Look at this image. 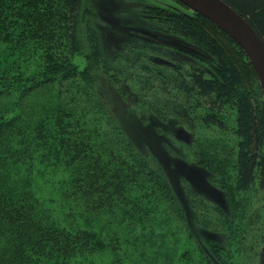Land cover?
Returning a JSON list of instances; mask_svg holds the SVG:
<instances>
[{"label": "trees", "instance_id": "trees-1", "mask_svg": "<svg viewBox=\"0 0 264 264\" xmlns=\"http://www.w3.org/2000/svg\"><path fill=\"white\" fill-rule=\"evenodd\" d=\"M12 1L0 0V44L6 45L0 47V264H94L101 254L108 255L105 264H128L131 254H138V264L140 259L158 264V256L167 246L156 230L145 235L142 232L141 239L125 238L128 228L135 234L140 226L145 230V219H155V211L148 210L150 200L145 203L137 194L143 189L154 191L170 207L168 217L179 223L180 230L184 227L183 215L165 172L160 166L138 161L132 143L110 124L109 97L104 93L111 90L113 79L120 80L121 73L104 61L96 43L91 56L107 78L106 90L92 74L93 66L80 68L74 60L83 0H14L15 6ZM222 1L244 17L264 41V0ZM187 10L189 13L147 4L142 12L148 22L164 26L166 34L189 41L208 59L194 52L190 56L208 64V68L194 65L182 70L180 66L157 84L151 74L144 87L133 81L137 100L132 101L133 111L146 105L147 96L153 101V115L158 120H177L189 132L199 131L191 138V142L197 140L196 164L214 168L215 173L231 169L236 197L251 191L256 181L264 189V101L255 71L226 33L202 15ZM88 31L97 41L94 30ZM45 91L54 94L52 109L31 103ZM23 100H28L25 105ZM139 115L145 124L148 117ZM106 119L113 149L110 162L101 160L96 156L99 152L88 145L90 136L100 137L97 123ZM230 125L233 145L226 140H220L214 148L204 143L207 139L201 131L224 135ZM163 134L173 140L169 133ZM165 147L172 153L170 143ZM68 148L76 152L75 161L62 156ZM34 153L37 155L33 159ZM36 163L41 170L50 164L60 167L74 163L73 173L58 181V201H45L26 189L33 182L28 171ZM124 173L136 175L142 188L126 199L114 195V186L126 189ZM188 195L194 205L204 206L197 212V223L209 227L222 224L220 217L209 221L212 206L203 204L207 202L204 197L193 191ZM112 196L130 204L123 215L114 213ZM135 210L141 213L135 215ZM123 217L128 224L118 226ZM227 219L225 225H231L232 232L243 231L233 217ZM228 235L230 238L232 233ZM206 245L212 256L221 259L223 248L219 243L207 240ZM261 255L264 258V248ZM202 261L210 264L205 256Z\"/></svg>", "mask_w": 264, "mask_h": 264}, {"label": "rangeland", "instance_id": "rangeland-1", "mask_svg": "<svg viewBox=\"0 0 264 264\" xmlns=\"http://www.w3.org/2000/svg\"><path fill=\"white\" fill-rule=\"evenodd\" d=\"M12 4L15 6L14 0ZM147 4L189 13L188 8L175 0H83L77 32L78 50L74 59L80 68L92 69L93 66L92 74L99 78L100 88L106 90L104 81H107V78H104L100 67L95 64L91 56L93 45L96 43L104 61L107 64L111 63V68L117 74L121 73L120 80L113 79L111 90L104 93L107 98L109 97L110 119L112 120L110 124L117 127L124 139L132 143L133 154L138 161L145 162L150 167L160 166L162 172H165L170 183V192L183 215L184 227L180 230L179 223L168 217L170 207L154 194V191L148 190V193L143 189V193L139 192L137 196L142 197L145 203H149L150 200L148 210L155 211V219L151 216L145 219L147 220L145 230H142L140 226L135 234L134 230L128 228V231L124 232L125 238L130 241L141 239L142 232L145 235L151 230H156L160 236L159 239H166L164 244L167 246V249L158 256V264H206L202 261L203 256L210 260V264H264V258L261 255L264 248V189L260 187L259 182H255L251 191L236 197L232 192L234 181L231 169H226V173H215L214 168L207 169L196 164L199 160L197 140L191 142V138L192 135L198 136L199 131L189 132L185 127L178 125L177 120L170 119L165 123L158 120L153 115L155 110L152 106L153 101L147 96L144 97L146 105L139 107L137 112L133 111L132 101H137L136 89H134L136 85L132 83L133 81H136L140 87H144L147 83V76L151 74L156 78L157 84L163 79L166 80L172 75L171 71L180 66L182 70L194 65L202 69L208 68V64L200 59L194 60L195 58L190 56L189 53L194 52L198 57L208 59L193 48L189 41L186 42L179 37L166 34L164 26L144 19L142 10ZM89 29L94 30L97 41L88 31ZM1 46L6 45L0 44ZM53 97L52 92L45 91L40 95L37 94L31 103L34 102L33 105L39 103L40 106L52 109L53 103L55 107ZM16 101H18L17 98ZM27 101L23 100L22 104L25 105ZM140 113L148 117L145 124L141 122ZM106 123L107 119L97 123V127L100 126V137L90 136L88 145L99 152L96 156H99L101 160L110 162L113 157L112 139L107 137L108 123ZM232 128L233 125H230L228 132L224 135L214 130H207V133L201 131L200 134L206 137L207 142L204 143L211 145V148L219 144L220 140H226V144L231 146L234 142L230 131ZM163 133H169L173 140L170 141ZM166 142L170 143L169 148L172 153L166 149ZM187 144L189 147L186 148ZM75 153L68 148L61 154L65 159L74 160ZM36 155V153L32 154V158L34 159ZM121 156L123 160H126L125 154ZM66 162L63 163L67 164ZM73 165L74 163H70L53 167L50 164L46 169L41 170L36 163L28 171L33 182L26 189L35 192L45 201L49 202L51 198L58 201L57 191L60 189L58 181L65 180L70 172L73 173ZM122 175L128 179L126 189L120 190L114 186L116 188L115 197L121 196L126 199L125 197H133L139 190H142L136 175L131 173ZM111 181L109 179V182ZM188 191L198 193L207 200L203 204L209 203L212 206L213 211L210 210L208 213L209 221L220 217L219 221L220 223L222 221V224L209 227L207 223L203 225L197 223V212L204 206L197 204L200 203L199 200L195 202L197 205H194ZM112 200L115 201L112 208L117 215H123L130 205L127 200L123 201L114 197ZM55 204L58 203L55 202ZM209 204L208 207L211 208ZM54 208L56 209L55 205ZM146 210L147 207L142 213ZM138 213L141 212L135 210V215ZM243 215L245 218L242 219ZM203 217L206 220L202 221L206 222L207 217ZM228 217H233L234 221L239 222L243 231L234 230L235 233L232 232L231 225H225ZM117 224L118 226L128 224V220L123 217L122 224ZM219 225L222 227L220 228ZM230 232L232 235L229 238ZM207 240L219 243L223 248L220 252L221 259L218 256H212L206 245ZM137 259L138 254H131L128 264H138ZM106 260H108V255L101 254L95 258L94 264H105ZM139 262L146 264L142 259Z\"/></svg>", "mask_w": 264, "mask_h": 264}, {"label": "water", "instance_id": "water-1", "mask_svg": "<svg viewBox=\"0 0 264 264\" xmlns=\"http://www.w3.org/2000/svg\"><path fill=\"white\" fill-rule=\"evenodd\" d=\"M198 13L226 33L251 63L264 101V41L230 5L222 0H175Z\"/></svg>", "mask_w": 264, "mask_h": 264}]
</instances>
